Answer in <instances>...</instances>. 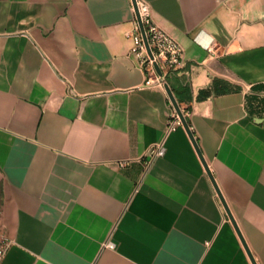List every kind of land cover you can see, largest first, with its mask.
Masks as SVG:
<instances>
[{"label":"crops","instance_id":"obj_1","mask_svg":"<svg viewBox=\"0 0 264 264\" xmlns=\"http://www.w3.org/2000/svg\"><path fill=\"white\" fill-rule=\"evenodd\" d=\"M145 1L184 48L165 80L245 243L186 128L167 132L132 0H0V264H264V0Z\"/></svg>","mask_w":264,"mask_h":264},{"label":"built area","instance_id":"obj_2","mask_svg":"<svg viewBox=\"0 0 264 264\" xmlns=\"http://www.w3.org/2000/svg\"><path fill=\"white\" fill-rule=\"evenodd\" d=\"M136 2L153 57L148 53L138 18L136 29L134 33L130 34V37L134 40L132 52L140 60L149 79H153L154 84L164 86L167 84L165 80L166 73L174 71L183 64L184 48L154 21L152 9L145 0H136ZM155 64L159 66L161 73L157 71ZM248 91L251 93V87L248 88ZM182 125V120L175 111L169 119L167 132L174 131ZM165 150L164 142H161L151 147L146 156L149 160H152L164 155ZM0 237L1 260L8 250L9 241L1 233Z\"/></svg>","mask_w":264,"mask_h":264},{"label":"water","instance_id":"obj_3","mask_svg":"<svg viewBox=\"0 0 264 264\" xmlns=\"http://www.w3.org/2000/svg\"><path fill=\"white\" fill-rule=\"evenodd\" d=\"M132 1H133L134 6H135L136 15H137V18H138V21H139L140 27H141V31H142V34H143V37H144V40H145V43H146L147 49H148V53L150 54L151 57H153L152 50H151V48H150V45H149L148 39H147V37H146L145 28H144V26H143V24H142V21H141V19H140V16H139V11H138V7H137V2H136V0H132ZM155 65H156L157 71H158L159 73H161V70H160L159 66H158L157 64H155ZM165 87H166V89H167L168 95H169V97H170V99H171V101H172V104L174 105V108H175L176 112L179 114V116H180V118H181V120H182L183 126H184V127L186 128V130L188 131L190 137L192 138V140H193V142H194V144H195V146H196V148H197V150H198V153L200 154V157L202 158V161L204 162V165H205V167H206V169H207V171H208V174H209V176H210V178H211V180H212V182H213V184H214V186H215V189H216V191H217V193H218V195H219V198H220L222 204L224 205V207H225V209H226V212H227L228 216L230 217L231 221L234 223V225H235L236 228H237V231L239 232L240 236L242 237L241 232H240V230H239V228H238V226H237V223H236V221H235V219H234V217H233V215H232V213H231V211H230V208H229V206H228V204H227V202H226V200H225V198H224V196H223V194H222V192H221V190H220V188H219V186H218V184H217V182H216V180H215V177L213 176V174H212V172H211V170H210V168H209V165H208L207 162L205 161V159H204V157H203V155H202V153H201V150H200L199 147H198V144H197V142H196V140H195V138H194V134H193V132L191 131L190 125L188 124V122H187V120H186V118H185V116H184V114H183V112H182V110H181V108H180V106H179V104H178V102H177V100H176V98H175V96H174L172 90L170 89L169 85L166 84ZM242 240L244 241L243 237H242ZM244 243H245V241H244ZM250 255H251V254H250ZM251 258H252L253 263L256 264V262H255V260L253 259V256H252V255H251Z\"/></svg>","mask_w":264,"mask_h":264},{"label":"trees","instance_id":"obj_4","mask_svg":"<svg viewBox=\"0 0 264 264\" xmlns=\"http://www.w3.org/2000/svg\"><path fill=\"white\" fill-rule=\"evenodd\" d=\"M240 89H241L240 87H238L236 85H232L224 79L216 78L214 80V92H215V94H225V93H229L232 91H238ZM262 90H264V84L255 85L252 87L253 93L259 92ZM205 93H206L205 91L201 92L200 96H204ZM253 95H255V94H253ZM250 98H251V96H250ZM252 99H256V97L252 96Z\"/></svg>","mask_w":264,"mask_h":264},{"label":"rangeland","instance_id":"obj_5","mask_svg":"<svg viewBox=\"0 0 264 264\" xmlns=\"http://www.w3.org/2000/svg\"><path fill=\"white\" fill-rule=\"evenodd\" d=\"M252 96H255L257 98L256 95H252ZM6 198H7V188H6L5 181H4V179L0 173V218H1L2 213L4 211Z\"/></svg>","mask_w":264,"mask_h":264}]
</instances>
